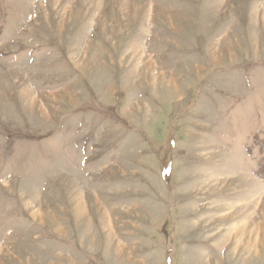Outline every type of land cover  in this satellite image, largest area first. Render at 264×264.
<instances>
[{"label": "rangeland", "instance_id": "1", "mask_svg": "<svg viewBox=\"0 0 264 264\" xmlns=\"http://www.w3.org/2000/svg\"><path fill=\"white\" fill-rule=\"evenodd\" d=\"M0 264H264V0H0Z\"/></svg>", "mask_w": 264, "mask_h": 264}]
</instances>
